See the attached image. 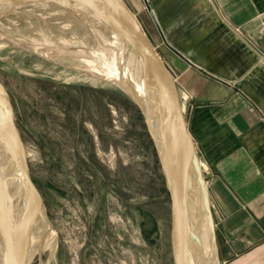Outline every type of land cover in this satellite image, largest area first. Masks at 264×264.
Returning <instances> with one entry per match:
<instances>
[{
	"label": "rangeland",
	"instance_id": "1",
	"mask_svg": "<svg viewBox=\"0 0 264 264\" xmlns=\"http://www.w3.org/2000/svg\"><path fill=\"white\" fill-rule=\"evenodd\" d=\"M80 46L97 49V29L55 3L0 10V79L48 213L29 264H174L171 198L146 112L90 64L56 51ZM206 255L221 264L211 245Z\"/></svg>",
	"mask_w": 264,
	"mask_h": 264
},
{
	"label": "crops",
	"instance_id": "2",
	"mask_svg": "<svg viewBox=\"0 0 264 264\" xmlns=\"http://www.w3.org/2000/svg\"><path fill=\"white\" fill-rule=\"evenodd\" d=\"M174 74L221 264H264V0H124Z\"/></svg>",
	"mask_w": 264,
	"mask_h": 264
},
{
	"label": "water",
	"instance_id": "3",
	"mask_svg": "<svg viewBox=\"0 0 264 264\" xmlns=\"http://www.w3.org/2000/svg\"><path fill=\"white\" fill-rule=\"evenodd\" d=\"M12 1V0H0ZM52 2L73 15L82 18L84 13H93L110 23L138 58L148 86L153 89V115L157 118L158 130L149 124L158 145L159 157L165 173L171 198L172 255L174 264H196L191 249L193 230L190 224L189 202L192 195V179L200 185L198 207L200 219L206 224L212 239L214 254L218 256V241L213 217L209 185L195 141L190 133L187 114L174 78L164 59L156 51L138 17L124 0H29L24 4ZM0 151L10 156L17 153L23 177L39 197L44 200L33 182L20 128L16 122L10 92L0 79ZM1 194V193H0ZM0 198V227L9 226ZM2 264H20L16 249V236L7 240Z\"/></svg>",
	"mask_w": 264,
	"mask_h": 264
},
{
	"label": "bare ground",
	"instance_id": "4",
	"mask_svg": "<svg viewBox=\"0 0 264 264\" xmlns=\"http://www.w3.org/2000/svg\"><path fill=\"white\" fill-rule=\"evenodd\" d=\"M27 1L29 0L0 1V10L3 8H17ZM82 19L88 21L97 29L99 38L98 48L88 50L84 46L72 49L57 47L59 49H56V51L60 54L67 52L81 58V61L88 65L90 64V67H93L99 74H102L108 80L115 82L129 92L143 106L146 115L151 120L152 128L158 130L157 118L153 115L152 97L154 91L148 86L142 66L128 46V43L110 23L95 14L86 12ZM15 43L51 56L49 54L50 51L46 50L41 43L35 45L25 44L21 41ZM199 192L200 185L198 179L193 178L191 201L188 205L190 224L193 230L191 249L196 264H211V257L206 255L209 245L212 247V244H210L211 237L208 227L200 219L197 197ZM0 193L2 209L6 214L9 224V226H6L5 223L4 227H0V264L3 262L7 240L12 238L13 235L16 236V249L20 256V264H29L31 253L38 240L37 223L39 218L41 220L48 213L45 203H40L39 197L34 193L31 186L26 183L23 177V170L19 165L17 153L8 156L6 153L0 151ZM47 232L48 234L52 232L50 227L47 228Z\"/></svg>",
	"mask_w": 264,
	"mask_h": 264
}]
</instances>
